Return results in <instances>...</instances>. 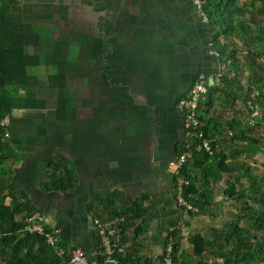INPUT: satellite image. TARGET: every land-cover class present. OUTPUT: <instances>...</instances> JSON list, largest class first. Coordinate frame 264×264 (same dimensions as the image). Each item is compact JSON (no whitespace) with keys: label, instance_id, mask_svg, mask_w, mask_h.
<instances>
[{"label":"crops","instance_id":"obj_1","mask_svg":"<svg viewBox=\"0 0 264 264\" xmlns=\"http://www.w3.org/2000/svg\"><path fill=\"white\" fill-rule=\"evenodd\" d=\"M193 4L192 0H79L76 8L83 13L80 25L63 23L68 33L69 27L81 32L80 63L88 57L92 64L85 71L82 67L81 84L75 85L82 101L77 107L83 127L64 129L57 135L59 152L70 162L77 184L71 191L55 190L51 183L45 189L32 171L30 176L38 183L31 185L35 190L27 200L46 215L48 229L62 233L67 247H82L92 260L100 254L94 220H107L115 208L129 211L138 198H145V214L125 232L126 249L133 251L138 245L137 252L134 250L142 258L138 264H160L166 233L172 226L178 230L177 264H198L200 258L193 254L194 236L211 241L233 222L243 225V209L226 196L225 190L234 176L245 174L241 184L249 193L251 166L256 170L259 167L243 165L249 159L242 151L249 148L248 144H232L226 137L218 141L217 150L225 156L228 170L190 162L196 187L207 188L212 197L208 213L191 215L178 205L175 179L169 171L184 130L182 115L176 109L181 95L201 70L206 69L211 78L221 74L213 62L208 68L210 35L205 19ZM217 104L213 112L226 111ZM39 130L32 131L33 135L44 136ZM23 133L18 131L19 135ZM34 145L22 149L13 146L12 151L31 159L37 153ZM48 159H44L43 168L52 160ZM23 169L20 164L15 174L4 176L13 182ZM261 182L264 186V179ZM256 183L258 192V179ZM13 185L14 192L21 189ZM115 193L119 194L116 201L107 207L105 200ZM259 233L264 238V230Z\"/></svg>","mask_w":264,"mask_h":264},{"label":"trees","instance_id":"obj_2","mask_svg":"<svg viewBox=\"0 0 264 264\" xmlns=\"http://www.w3.org/2000/svg\"><path fill=\"white\" fill-rule=\"evenodd\" d=\"M261 5H256L255 10L245 17V11L241 5V0H200L201 16L206 19L210 39L209 44L214 54L211 56L218 68L222 69L221 84L210 87L207 96L199 105L200 129L204 131L205 137L212 140L213 153L201 152L194 156L192 162L205 163L206 167L215 169H227L229 164L225 163V156L218 151V141L222 138L228 139L232 144L241 142H259L257 139L247 135L249 125L239 123L234 118L227 120L226 115L213 112L217 102H220L221 94L227 97L232 96L229 103L224 99L223 110L233 109L238 102L241 93L246 95L249 111L254 112L256 102L264 93L255 96L253 87L260 91L262 84L264 87V64L257 61L264 56V0ZM19 0H0V173H13L15 168L24 161L22 154L13 152L10 149L9 132L10 125L17 120V115L22 112H39L45 110L49 105V100L44 95H34L31 93L38 89L41 78L45 77L49 90L56 91L54 114L55 119L60 122H74L78 120V107L76 97L71 92L68 85L69 65L76 63L72 59L71 45L65 41L46 42L43 35L32 22L24 20L21 13L14 10ZM235 39L241 40L243 46L249 47L248 56L245 61L241 58L238 45ZM79 46L78 44H75ZM80 47V46H79ZM74 48V47H73ZM30 49L33 52H30ZM78 61V60H77ZM249 75L245 76L244 67H247ZM208 77L209 73H205ZM200 73L197 75V77ZM195 78V80L197 79ZM195 80L189 85L188 90L183 93L178 101L177 109L182 98L194 85ZM22 90V92H21ZM240 95V96H239ZM218 105V104H217ZM229 106V107H228ZM226 113V111H224ZM8 118L7 125L3 124ZM220 119L225 120L224 123ZM264 122V113L261 116ZM252 124V123H251ZM255 124V123H254ZM252 124V125H254ZM252 127V126H251ZM231 133V134H230ZM39 134H47V130L40 129ZM185 139V120L182 140L178 147L177 156L183 152ZM12 150V149H11ZM12 159L5 163V160ZM68 166H66V164ZM190 163L181 170V176L189 180V185L185 186V198L199 206L200 212H209L212 197L207 188L196 187L191 177ZM14 168V169H13ZM48 168L52 173L50 183L55 190L71 191L77 184L73 168L67 159L62 158L60 162L51 160ZM251 166V170H252ZM0 177V264H70L69 254L58 255L47 243L43 235L26 232L25 225L28 216L34 211L33 206L20 203L14 194L15 186L10 177ZM245 174L234 176L225 190L226 196L234 199L239 208L243 209L242 217L245 223L233 222L230 228L224 231L220 237L207 241L200 235L192 238L193 254L200 258L198 264L210 263L206 253L214 249V244H219L224 264H253L259 261L264 264V238H260V231L264 230V193L255 190L257 179H253L249 193L246 194L241 184V179ZM251 176V175H250ZM249 176V177H250ZM175 183L177 178L174 176ZM5 184V185H4ZM9 189L7 193H4ZM117 193L107 198L106 206L114 204ZM12 197L9 205L6 204L7 197ZM145 198L135 200L133 207L129 211H118L113 209L105 221L115 218H124L120 225L123 233V251L115 256L117 264H138L142 259L135 249L138 245L127 250L125 244L127 237L125 232L127 227L136 224V219L145 214L142 207ZM258 204L255 205V203ZM192 215L193 213L190 212ZM101 221V220H100ZM101 221V222H105ZM95 222V220H94ZM175 227V226H172ZM48 229V228H47ZM52 230V229H48ZM139 233V229L137 230ZM175 237L178 230L174 232ZM231 243V244H227ZM62 245L67 247L65 242ZM230 245V250L226 246ZM101 246V240H100ZM77 247V246H76ZM136 252H135V251ZM133 252V253H132ZM99 264H106L103 257L98 256ZM174 264L179 262L177 246L174 250Z\"/></svg>","mask_w":264,"mask_h":264},{"label":"rangeland","instance_id":"obj_3","mask_svg":"<svg viewBox=\"0 0 264 264\" xmlns=\"http://www.w3.org/2000/svg\"><path fill=\"white\" fill-rule=\"evenodd\" d=\"M63 1L64 0H21V1L19 0V3L18 5L14 7V10L21 13L25 21L32 22L35 25V27L43 35H45L46 42L53 43V41L58 40V41H65L69 45L73 44L71 46L72 48L70 52L73 55L72 59H76L77 54L80 52V47L75 44L82 43V40H81L82 34L80 31H76L72 27H69L70 31L68 33L66 31L67 27L64 26L63 23L65 22L66 24L67 23L69 24L72 22L73 27L75 25H80V19L83 13L81 12V9L79 7H77L78 9L76 8V6L79 5V0H71L70 3H63ZM196 1L197 0H192V2L194 3L193 6L196 7L195 8L197 10L196 12L200 14V17L202 18L201 13L199 12L195 4ZM262 3H263L262 0H241V5L243 6L244 11H245V17L247 18L249 14L255 10L256 5H261ZM34 4H35V7H34ZM36 4H41L40 5L41 8L40 6H37ZM68 4H72L73 8H70ZM205 22H206V19H205ZM86 39L91 40L89 36H87ZM234 41L236 42L235 45L237 44L240 50L239 55L245 61V57L248 56L247 48L249 47L243 46V43L241 42V40L235 39ZM207 49L209 52L208 57H210V64L208 66L209 68L213 62V60H211L212 59L211 52H214V51L211 49L209 43L207 45ZM30 52L32 53L33 50L30 49ZM81 59L83 58H80V59L77 58L78 61L76 60V63H74V65L72 64L69 65L71 69H69V76H68L69 88L71 92L74 94V96L75 94H77V104H79V107L81 106L80 104H82V101L80 103V98H79L80 94L79 92L77 93L78 88L76 91L75 85L77 84L79 85V83L81 84L82 67H84L83 70L85 71V68L89 69L92 65L88 63L90 58L85 57L83 60V63H80ZM257 61L264 64V56L257 59ZM213 64L215 63L213 62ZM244 68H245L244 69L245 76H248L249 73L248 71H246L248 69V66ZM205 71L206 69L201 70L200 74L207 73ZM221 72H222V69L220 68L217 73H221ZM263 74H264V71H263ZM259 86L262 88V91H260L256 87H253L254 94H252L253 97L251 99H253L257 95H261V92L264 93V87H262V84H260ZM31 93L34 95L46 96V98L49 100L48 101L49 106L43 111L23 112L17 115L19 117H17L16 122L13 125H10V130H8V132L10 131L12 132V136L10 137L9 135L10 149L7 150L8 153L11 154L13 153V151L11 150L13 149L12 148L13 146H18L20 149H22L23 146L35 144L34 146L36 148L34 152H37V153H35V155L33 154L34 157L31 159L25 160L26 159L25 158L24 161L21 163L22 168H24L23 171L21 170V172H18L15 178L13 177V182L16 183V185L21 186V189H18V191L14 192L15 196L20 201V203H23L25 205L29 204V206L30 205L32 206V201L30 202L27 199L31 197L30 196L31 191L35 190V187L33 186L31 187V185L34 183L35 184L38 183L37 182L38 179L30 176L31 172L33 171L34 174L38 178H40L42 182L40 184V187L47 189L50 187V179H51V177H48L47 175L50 174L52 170H50L48 166H45L43 168V164H45L44 159H46L47 162L49 160L48 158H51L55 162H60L62 160V154H60L59 145L57 144V141H59L57 138L59 131H63L64 129L65 130L66 129L68 130L79 129L80 130L83 127V123H81L80 113H79L78 121H74V122L56 121L55 114H54V107H55V99H56L57 92L49 90L47 88L45 77L41 78V83L38 89H34L33 91H31ZM224 99L227 100V102L229 103L233 100L232 96L227 97L225 94H221L220 103L218 102V106H219L218 108H224L223 107ZM244 99L248 100V102L251 101L250 99L246 98V95H243L241 93V97H238V102H236V106L233 109H231V107L228 106L229 110H226V113L224 111H220L219 109H217L216 112H218V115L224 113L227 117V120L234 118V120L236 119V121H238L239 123L241 122L246 125H249L250 128L247 130L248 135L259 141V142H251V141L244 142V144L249 145V148H244L242 151L243 153H245L244 155H247V157L249 156L248 157L249 159L243 165L244 166H247V165L250 166L251 164L258 165L259 170L252 169L251 176L249 177V183L252 182V180L255 178L258 179V183H259L258 187L260 188V191L258 190V192L264 193V186L261 182V180L264 179V122L261 119V116L264 113V97H260L259 101L256 102V107L253 113L249 111L250 109L248 108V104L245 103ZM22 114H23V117H20L22 116ZM221 121L224 123V127H226V131H227L225 120L221 119ZM4 123L5 125H7L5 121ZM251 123L252 124L255 123V124L252 125ZM36 129L37 130L38 129L47 130V134L44 136H34L33 135L34 133L32 131H36ZM19 130H22L24 133L22 135L21 134L19 135L18 134ZM210 141L212 143V140ZM35 156L37 158L42 157L43 160L41 161L35 160L34 159ZM256 156H259L260 160L256 158ZM11 160L12 159L5 160V163H9L11 162ZM19 168H20V165H18L15 169H19ZM41 170H43V174ZM15 172L16 171H14L13 173L15 174ZM7 173L8 172L2 171V174H7ZM2 174L0 173V177L2 176ZM260 182L262 186L260 185ZM8 191L9 189L7 191L5 190L4 193H7ZM11 201H12V197L8 196L6 199V204L9 205ZM256 204H258V202H256L255 205ZM36 212H41V211L34 209L32 213H36ZM42 214L46 217L44 213ZM240 219L243 221V224H244L246 220L245 217H240ZM229 228L230 227H228L227 229ZM61 236H62V233H61ZM227 244H231V243H227ZM218 245L219 244H214L215 248L207 251V253L205 254L207 257L206 260L208 261L211 260L210 263L224 264L223 258L221 257V252L217 248ZM227 246H226V250H230V247L228 248ZM253 264H263V263L256 261Z\"/></svg>","mask_w":264,"mask_h":264},{"label":"built area","instance_id":"obj_4","mask_svg":"<svg viewBox=\"0 0 264 264\" xmlns=\"http://www.w3.org/2000/svg\"><path fill=\"white\" fill-rule=\"evenodd\" d=\"M196 6L201 13V2L196 1ZM214 54V52H211ZM220 83L221 77L217 74L214 78L208 77L201 73L194 82V85L188 91L186 96L181 99L179 109L184 114L185 120V139L183 144V152L169 162V171L177 178L176 182V200L178 205L186 212L197 214L200 208L195 203L189 202L185 198V186L189 185V180L181 176L183 167L194 159V156L201 152L212 154L211 141L205 137L204 131L200 129L199 121V105L208 92V87L212 83ZM8 124V118L5 119ZM5 124V123H3ZM124 222V218H115L110 221H95L99 238L101 240L100 254L104 258L106 264H117L115 258L118 252L123 251L122 237L120 225ZM46 217L41 212L31 213L25 225V231L43 235L46 243L58 254H69L70 264H99V258L92 260L85 250L80 247H66L62 245L64 242L59 230H48L46 227ZM175 227L168 229L166 233V244L163 257L160 264H174V250L177 246L174 232Z\"/></svg>","mask_w":264,"mask_h":264},{"label":"bare ground","instance_id":"obj_5","mask_svg":"<svg viewBox=\"0 0 264 264\" xmlns=\"http://www.w3.org/2000/svg\"><path fill=\"white\" fill-rule=\"evenodd\" d=\"M204 74H205V73H204ZM219 75H220V77H221V74H219ZM216 84L219 85V84H221V82H220V83H216V82L212 83V84L208 87V91L210 90V87H211V86H214V85H216ZM206 96H207V94L205 95V97H206ZM205 97H204V98H205ZM182 113H183V112H182ZM212 153H213V152H212ZM189 163H190V162H189Z\"/></svg>","mask_w":264,"mask_h":264},{"label":"flooded vegetation","instance_id":"obj_6","mask_svg":"<svg viewBox=\"0 0 264 264\" xmlns=\"http://www.w3.org/2000/svg\"><path fill=\"white\" fill-rule=\"evenodd\" d=\"M177 109V108H176ZM181 114V113H180ZM182 115V114H181ZM182 122H183V124H184V118H183V115H182Z\"/></svg>","mask_w":264,"mask_h":264}]
</instances>
